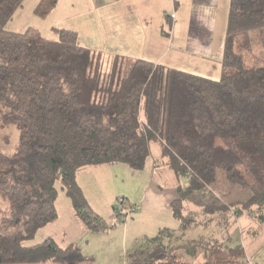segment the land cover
Segmentation results:
<instances>
[{
  "label": "trees",
  "instance_id": "16d2710c",
  "mask_svg": "<svg viewBox=\"0 0 264 264\" xmlns=\"http://www.w3.org/2000/svg\"><path fill=\"white\" fill-rule=\"evenodd\" d=\"M23 1L0 0L1 127L18 132L10 150L0 146V264H97L78 246L28 241L58 217L59 183L85 224L107 229L78 172L117 162L143 169L153 141L188 178L172 203L183 229L186 201L221 182L247 192L243 208L264 209V66L254 54L264 49V0L230 1L218 79L119 54L107 68L103 52L69 28L56 27V39L35 26L10 31ZM57 1L41 0L36 11L44 16ZM230 207L217 197L204 205L208 214ZM173 235L165 228L151 243ZM200 241L189 252L198 254ZM201 264L258 263L242 245L214 243Z\"/></svg>",
  "mask_w": 264,
  "mask_h": 264
},
{
  "label": "rangeland",
  "instance_id": "374dc122",
  "mask_svg": "<svg viewBox=\"0 0 264 264\" xmlns=\"http://www.w3.org/2000/svg\"><path fill=\"white\" fill-rule=\"evenodd\" d=\"M40 2L41 0H24L23 5L16 10L14 18L6 25L7 29L22 32L35 26L40 29L43 36L56 39L58 36H56L55 28L62 24V17H66L65 8L69 4L65 2L63 5L66 6L62 8V5L58 10L54 7L43 16L36 11ZM227 3L229 5L230 0ZM67 9L75 12L77 6L76 9L73 7ZM79 9L76 21L83 19L84 23L78 26L77 33L80 43L88 48L102 51L105 56V67L109 68L113 54H118L115 53L116 49H122L123 53L119 54L123 55L126 45L125 42L112 41L109 6L104 8L107 12L106 18L100 17L102 9L96 11L95 6L85 7L83 5ZM227 13L228 9H222L219 15L220 29L226 25ZM254 49L257 64L264 66L263 47L257 44ZM214 74L217 79L222 76L221 73ZM17 137V129L12 126L1 127L0 118V146L4 150H10L16 144ZM150 155L146 167L140 170H134L122 162L117 163L123 166V170L106 168V171L111 173L112 180L107 179L102 182L98 179L99 172L97 171L84 174L85 178L96 174L93 179L97 180V183L92 188H95L97 192L86 189L85 194L91 208L95 213L100 214L107 224V229L97 232L85 224L70 197L63 189H60L61 184L59 183L58 217L44 225L28 243H41L51 237L61 247L71 244L80 247L83 254L97 264H201L204 261L206 248L210 249L214 243H223L230 248L242 245L251 262L264 264V209L261 211L257 206H253L252 209L243 208V203L249 195L240 186L221 182L219 186L208 188L207 191H201L192 196L185 204V216L189 222L186 229H183L181 221L168 213L146 215L140 221H136L137 213L128 219H121L117 216L114 207L118 205L120 197L124 195L128 197L127 207L133 204L135 196L141 193L144 178L150 176L149 165L153 163L152 157L155 156V159L161 157L159 143L151 142ZM115 175L117 180L114 179ZM154 177L161 182H168V178L161 176L159 172ZM185 180L187 181L186 177ZM213 196L220 198L231 207L222 208L213 214L206 213L204 205L212 202L215 199ZM0 206H5V204L0 202ZM238 210L242 211L236 213ZM125 220L129 223L127 232L123 229ZM165 228L174 233L173 237L166 236L160 244L151 243V239ZM193 240L195 244L201 240L202 246H197L198 254L189 252L191 246H194ZM159 252L167 256L157 257Z\"/></svg>",
  "mask_w": 264,
  "mask_h": 264
},
{
  "label": "crops",
  "instance_id": "0c3cea01",
  "mask_svg": "<svg viewBox=\"0 0 264 264\" xmlns=\"http://www.w3.org/2000/svg\"><path fill=\"white\" fill-rule=\"evenodd\" d=\"M57 2L56 10L65 2L69 4L65 8L67 11L68 7L76 9L77 6L75 12L66 11V17H62L61 20L62 24L60 27L57 26L59 28H69L78 32L80 23L84 24L81 18L76 21L80 6H95L96 11L102 9L101 18L107 17L104 8L109 6L112 41L125 42L124 54L213 79L214 73L222 72L227 22L225 27L220 29L219 15L222 9H228L229 13L228 0H58ZM64 6L66 5L62 8ZM171 14H175V18L172 19ZM116 50L115 53H123L122 49ZM159 146L161 157L156 159L155 156L152 157L153 163L149 165L150 176L144 178L141 193L134 198L133 204L137 206L138 214L136 221L151 214L168 213L174 217L172 203L179 196V187L185 188L188 184L187 177V181L185 178H180L167 164L168 157L163 154L162 143H159ZM106 168L124 169L120 163H107L85 166L78 172L77 180L84 193L87 192L86 189L97 192L92 188L97 183V180L93 179L96 174L91 176L92 178H85L84 174L97 171L98 179L102 182L107 179L112 180V175L106 171ZM158 172L168 178V182L157 180L154 175ZM114 179L117 180L116 175ZM126 221L128 220H125L123 229L127 232L129 223Z\"/></svg>",
  "mask_w": 264,
  "mask_h": 264
},
{
  "label": "built area",
  "instance_id": "2783aa9c",
  "mask_svg": "<svg viewBox=\"0 0 264 264\" xmlns=\"http://www.w3.org/2000/svg\"><path fill=\"white\" fill-rule=\"evenodd\" d=\"M171 18H175V14H171ZM118 201L119 203L114 207V211L117 212V216H120L121 219H128L137 213V206L135 204H130L126 207L127 200L125 197H120Z\"/></svg>",
  "mask_w": 264,
  "mask_h": 264
}]
</instances>
